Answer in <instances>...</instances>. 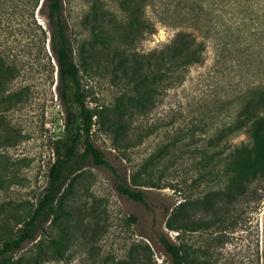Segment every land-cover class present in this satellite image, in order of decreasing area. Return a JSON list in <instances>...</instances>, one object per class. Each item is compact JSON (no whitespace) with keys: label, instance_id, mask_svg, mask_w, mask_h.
<instances>
[{"label":"rangeland","instance_id":"1","mask_svg":"<svg viewBox=\"0 0 264 264\" xmlns=\"http://www.w3.org/2000/svg\"><path fill=\"white\" fill-rule=\"evenodd\" d=\"M137 4L131 20L119 0H63L86 100L97 112L91 140L113 169L87 162L67 182L61 214L1 264H116L128 255L141 264H171L158 239L162 231L182 247L185 264L262 263L264 174L234 185V171L217 166L208 154L218 133L226 150L249 141L244 127L230 126L243 91L264 88V0ZM21 5L30 20L46 25L36 9L31 17L34 1ZM179 30L192 31L203 42L202 61L172 86L165 80L149 86L147 108L135 112L134 55L160 49ZM39 34L29 24L2 35L30 46ZM26 57L35 63L22 70L17 84L31 81L33 95L11 116L22 137L0 148L7 179L0 186V247L3 239L16 237L38 204L55 158L54 141L67 121L50 52L28 50ZM71 111L79 124L78 110ZM121 180L141 190L145 203L119 193ZM169 220L181 228L169 229ZM62 229L69 237L58 253L52 243Z\"/></svg>","mask_w":264,"mask_h":264},{"label":"trees","instance_id":"2","mask_svg":"<svg viewBox=\"0 0 264 264\" xmlns=\"http://www.w3.org/2000/svg\"><path fill=\"white\" fill-rule=\"evenodd\" d=\"M31 1H34L31 17H34L36 9L44 16L46 25L42 26L41 23L34 19L30 20L25 15L21 5L22 0H0V148L14 145L22 137L21 130L12 123L11 116L33 95L34 85L31 81L17 84L22 70L28 64L35 63L34 60L28 61L29 58L26 57L28 50L29 52L44 51L46 55L48 51L50 52L56 65L55 86L60 100L66 105L67 121L63 135L53 144L55 158L48 168L43 194L29 218L19 228L16 237L3 239L0 247V264L25 241L36 238L38 231L44 229L45 222L52 221L53 216L57 217L61 214L59 200L63 190L67 182L82 170L87 162L113 169L103 151L91 140L92 127L95 123L94 115L97 112L86 100L63 0ZM138 2L139 0H119V6L131 20H135L139 10ZM29 24H34L40 31V40L37 44L28 46L27 42L16 39L15 42L9 43L2 35L5 30L13 29L17 32ZM46 41H48V51L45 46ZM203 50V42L197 40L192 31L179 30L160 49L134 55L131 67L136 86V92L131 98L133 110L145 111L152 94L150 87L155 86L158 81L165 80L169 86L181 81L183 73L190 65L202 61ZM51 65L54 69V65L52 63ZM242 96V103L230 127H244L249 135V141L240 142L233 145L230 150H226L220 143L218 133L214 149L208 154L217 166L223 165L234 171V185L242 183L240 178L257 173L264 174V88L248 87L243 91ZM72 107L78 110L77 125L72 116ZM122 112L119 111V115H122ZM2 156L4 155L0 152V157ZM4 165L6 166L3 162L0 163V186L7 180L3 173ZM116 187L119 193L145 203L142 191L131 188L126 180H121ZM173 215L175 212L170 219ZM167 227L174 230L181 228L180 225L171 223V220L168 221ZM61 234L62 237L52 243L58 253H61V248L69 237L63 229ZM158 239L170 256L171 264L186 263L183 249L178 243L163 231L158 233ZM141 263L136 256L130 255L116 260V264Z\"/></svg>","mask_w":264,"mask_h":264},{"label":"crops","instance_id":"3","mask_svg":"<svg viewBox=\"0 0 264 264\" xmlns=\"http://www.w3.org/2000/svg\"><path fill=\"white\" fill-rule=\"evenodd\" d=\"M261 215H262V220L260 221L259 235H260V239H261V251H262L261 260H262V264H264V221H263V212H261Z\"/></svg>","mask_w":264,"mask_h":264},{"label":"flooded vegetation","instance_id":"4","mask_svg":"<svg viewBox=\"0 0 264 264\" xmlns=\"http://www.w3.org/2000/svg\"><path fill=\"white\" fill-rule=\"evenodd\" d=\"M262 256V255H261ZM262 264V263H261Z\"/></svg>","mask_w":264,"mask_h":264}]
</instances>
